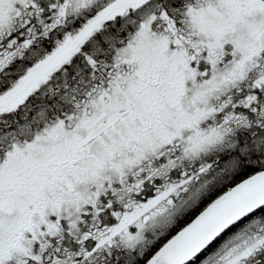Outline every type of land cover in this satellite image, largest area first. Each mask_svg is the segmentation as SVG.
<instances>
[{
  "label": "snow or ice",
  "instance_id": "6c2138e0",
  "mask_svg": "<svg viewBox=\"0 0 264 264\" xmlns=\"http://www.w3.org/2000/svg\"><path fill=\"white\" fill-rule=\"evenodd\" d=\"M0 264H264V0H0Z\"/></svg>",
  "mask_w": 264,
  "mask_h": 264
}]
</instances>
